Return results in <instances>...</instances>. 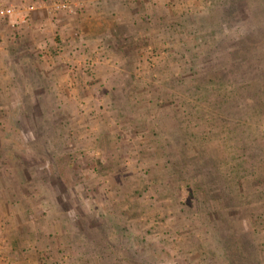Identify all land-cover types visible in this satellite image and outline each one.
Here are the masks:
<instances>
[{"label": "rangeland", "instance_id": "rangeland-1", "mask_svg": "<svg viewBox=\"0 0 264 264\" xmlns=\"http://www.w3.org/2000/svg\"><path fill=\"white\" fill-rule=\"evenodd\" d=\"M11 7L0 264H264V0Z\"/></svg>", "mask_w": 264, "mask_h": 264}, {"label": "crops", "instance_id": "crops-1", "mask_svg": "<svg viewBox=\"0 0 264 264\" xmlns=\"http://www.w3.org/2000/svg\"><path fill=\"white\" fill-rule=\"evenodd\" d=\"M85 15H87V14H85ZM85 15H83V16H85ZM116 16H117V13H116ZM95 17H96V14H95ZM98 18H101V16H97ZM40 18L42 19L43 17H42V15H40ZM33 19H34V17H33ZM129 19V18H128ZM131 19V18H130ZM34 20H36V18L34 19ZM71 19H69L68 18V22H62V24H59V26H60V28H61V31H62V33L64 34V36H65V38L66 39H68V42L70 43V40H71V37L73 36V27L72 26H76L77 24H78V22H76V23H74V22H72V23H69V21H70ZM93 30V32H92V34H85V38L86 37H92V38H101V39H104V40H109V41H111V39L113 38V39H115L116 37L117 38H120V37H122L121 36V32H120V30L118 29V31L116 32V33H114V35H112V38H111V36L109 37L108 36V34L106 33H102L101 31H98V32H95V30L94 29H92ZM72 33V34H71ZM68 42H67V44H68ZM118 42V40L116 39V43ZM71 43H72V41H71ZM51 44H53V43H51ZM73 44V43H72ZM72 46V45H71ZM70 45H64V47L61 49L62 50V52L61 53H65V51L63 50L64 48H67L68 49V51L70 50L69 48L71 47ZM53 48H55V47H50L49 46V49H53ZM111 48L113 49V50H115V48H114V46L113 45H111ZM112 49H111V51H112ZM80 52V50L77 52V53H79ZM67 68V67H66ZM2 202H4V201H2ZM8 217V216H7ZM11 218H14L13 216H11ZM12 221L14 222V224L16 225V223H15V221L16 220H14V219H12ZM16 227H18L17 225H16ZM14 230V229H13ZM27 232H29V230L27 231V230H24V233H25V236H22V233H23V230H22V228H17L16 229V231H14V234L16 235V239H20V240H23V238L22 237H24V242H26V238H27V242H28V245H30L29 244V242L31 241L33 244H36L37 243V241L39 240V237L40 236H37V234H35V233H29V234H27ZM26 237V238H25ZM14 241H16V240H13V242ZM30 242V243H31ZM34 247H33V245H32V248L31 249H33ZM14 249H16V248H14ZM30 249V250H31ZM34 250V249H33ZM24 253H26V252H24Z\"/></svg>", "mask_w": 264, "mask_h": 264}, {"label": "built area", "instance_id": "built-area-1", "mask_svg": "<svg viewBox=\"0 0 264 264\" xmlns=\"http://www.w3.org/2000/svg\"><path fill=\"white\" fill-rule=\"evenodd\" d=\"M71 8H72V3H70V1L52 3L51 5L46 7L47 13L51 16H54L57 12H62V11L70 12L72 11ZM13 13H14V9L12 7L6 9H0V17H10L11 15H13ZM22 22H25V20H22Z\"/></svg>", "mask_w": 264, "mask_h": 264}, {"label": "trees", "instance_id": "trees-1", "mask_svg": "<svg viewBox=\"0 0 264 264\" xmlns=\"http://www.w3.org/2000/svg\"><path fill=\"white\" fill-rule=\"evenodd\" d=\"M246 2V1H245ZM245 6H247L245 3H243ZM251 7V6H250ZM249 8V7H248ZM263 9V8H262ZM258 10H260L261 11V9L260 8H258V7H256V8H253L252 7V9H251V14L252 15H254L255 16V12H257ZM234 22V21H233ZM229 23H231V21H229ZM248 24V26H247V30H251V29H255L253 26H255V25H250V23H247ZM213 31L215 32V30L213 29ZM246 38V41H249L251 38H250V35L249 34H247V36L245 37ZM227 39H228V41H227ZM226 41H227V46L228 47H232V45L234 46V48H235V50L236 51H233V53H232V55H234L235 56V53L234 52H236V53H238V52H240V51H242L243 50V48H245V46H246V44L244 43V45H243V48H240L239 47V45H238V48L236 47V42L237 41H235V40H233L232 38H230L229 36L227 37V35H226ZM234 43V44H233ZM241 49V50H240Z\"/></svg>", "mask_w": 264, "mask_h": 264}]
</instances>
